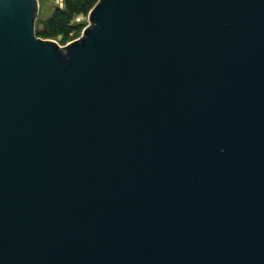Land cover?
<instances>
[{"label": "water", "instance_id": "obj_1", "mask_svg": "<svg viewBox=\"0 0 264 264\" xmlns=\"http://www.w3.org/2000/svg\"><path fill=\"white\" fill-rule=\"evenodd\" d=\"M0 0V264H264V0H98L67 46Z\"/></svg>", "mask_w": 264, "mask_h": 264}, {"label": "trees", "instance_id": "obj_2", "mask_svg": "<svg viewBox=\"0 0 264 264\" xmlns=\"http://www.w3.org/2000/svg\"><path fill=\"white\" fill-rule=\"evenodd\" d=\"M97 2L98 0H64L65 8H56L39 36L50 39L58 35H69L76 28L73 25L75 16L88 15Z\"/></svg>", "mask_w": 264, "mask_h": 264}, {"label": "rangeland", "instance_id": "obj_3", "mask_svg": "<svg viewBox=\"0 0 264 264\" xmlns=\"http://www.w3.org/2000/svg\"><path fill=\"white\" fill-rule=\"evenodd\" d=\"M39 4H40L39 15L35 27V31L38 36L40 32L43 31L44 28L46 27L47 21L53 16L56 8L57 7L65 8V4H63V6L60 7L58 0H39ZM89 24H90L89 14L76 15L73 20V25L76 26V28L72 32H70L69 35L67 36L58 35L50 39L57 41L59 45L62 47L67 46L73 41L81 38L83 35L84 28L87 27ZM43 39H47V38H43Z\"/></svg>", "mask_w": 264, "mask_h": 264}, {"label": "built area", "instance_id": "obj_4", "mask_svg": "<svg viewBox=\"0 0 264 264\" xmlns=\"http://www.w3.org/2000/svg\"><path fill=\"white\" fill-rule=\"evenodd\" d=\"M58 3H59V5H60V7H62L63 4H64V0H58Z\"/></svg>", "mask_w": 264, "mask_h": 264}]
</instances>
